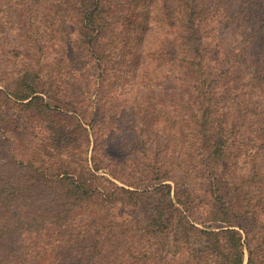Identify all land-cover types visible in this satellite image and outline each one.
<instances>
[{
	"label": "trees",
	"instance_id": "trees-1",
	"mask_svg": "<svg viewBox=\"0 0 264 264\" xmlns=\"http://www.w3.org/2000/svg\"><path fill=\"white\" fill-rule=\"evenodd\" d=\"M54 3L68 24L64 45L94 81L118 85L112 96L165 85L155 112L158 130L170 133L168 157L138 165L106 153L127 172L109 174L125 184L182 179L187 198L204 202L198 220L221 225H193L177 193L175 201L159 198L148 217L127 214L138 204L135 192L91 173L101 168L94 157L91 166L86 155L74 161L53 134L49 161L0 175V264H108V250L121 246L113 264H264V0ZM30 57L25 51L21 69L6 77L14 82L9 93L48 115L40 93L49 75L39 54ZM0 110L7 139L14 113ZM162 187L170 193L169 183ZM35 190L48 198L37 203ZM75 218L69 241H48L47 233L62 236ZM34 233L47 241L9 244L13 235ZM192 236L206 239V257L192 251Z\"/></svg>",
	"mask_w": 264,
	"mask_h": 264
},
{
	"label": "rangeland",
	"instance_id": "rangeland-1",
	"mask_svg": "<svg viewBox=\"0 0 264 264\" xmlns=\"http://www.w3.org/2000/svg\"><path fill=\"white\" fill-rule=\"evenodd\" d=\"M26 1L24 10L21 0H0V107L14 113L13 124L7 127L8 130L11 128V136L7 139L0 137V175L3 171L21 172L28 166L45 164L56 151L52 135L59 134L64 138L62 140L66 142L65 146L74 161L78 162L86 155L91 166L94 157L101 168L97 171L92 169L91 173L108 177L117 185L135 192L138 204L128 207L127 214L148 217L155 211L159 198L175 201L177 193L178 198L188 205L184 213L190 214L193 225L198 228L219 227V222L198 220L202 217L204 202L200 200L201 195L195 201L187 198L185 191L190 186L182 179L162 182L150 178L142 182L130 179L135 184H125L109 174L120 167L124 175L127 172L124 165L118 166L116 163L119 162L106 153H124L123 159L127 161L129 158L138 165H143V161L153 159L157 154L161 158L168 157L170 133L158 130L155 112L158 95L165 85L140 86L120 96H112L114 90H119L118 85L94 81L88 75L87 67L79 60V54L64 45L68 24L58 15L54 0ZM225 33L226 29L223 35ZM25 51L31 55L30 59L34 54H39L40 65L49 75L45 79L44 92L40 93L49 104L48 115L42 114L36 107L24 105L26 100L9 93L14 82L5 79L9 73L21 69ZM131 141L137 144L133 146ZM162 183L170 184L169 194L164 193ZM31 194L37 197V203H41L42 197L48 198L42 190H35ZM37 203L34 204L35 209L39 207ZM75 220L78 222L79 218L70 221L65 229H59L62 236L57 233L58 229L47 233L50 236L48 241L56 238L58 241L55 243L69 241L71 229L76 227ZM192 240V251L206 257V239L192 236ZM45 241L46 237L35 233L21 234L13 235L9 244H42ZM122 248H110L106 262L113 264ZM190 262L192 264V258Z\"/></svg>",
	"mask_w": 264,
	"mask_h": 264
}]
</instances>
